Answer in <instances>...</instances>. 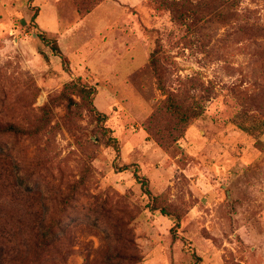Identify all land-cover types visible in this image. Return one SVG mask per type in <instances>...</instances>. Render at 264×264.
I'll return each mask as SVG.
<instances>
[{"label": "rangeland", "instance_id": "1", "mask_svg": "<svg viewBox=\"0 0 264 264\" xmlns=\"http://www.w3.org/2000/svg\"><path fill=\"white\" fill-rule=\"evenodd\" d=\"M168 1L0 0V123L32 124L78 77L118 145L77 96L38 135H0V195L23 199L0 200L53 225L63 264H264V132L243 129L264 119V0ZM168 96L197 116L183 127Z\"/></svg>", "mask_w": 264, "mask_h": 264}, {"label": "trees", "instance_id": "2", "mask_svg": "<svg viewBox=\"0 0 264 264\" xmlns=\"http://www.w3.org/2000/svg\"><path fill=\"white\" fill-rule=\"evenodd\" d=\"M165 7L176 12L178 5L176 2L168 0H159ZM37 13H34L36 16ZM40 40L46 41L40 37ZM54 54L61 58L63 68L69 72V64L67 58L62 55L55 41L46 42ZM157 51L153 50L148 55V64L156 79L158 89H162L161 75L158 66ZM96 90L93 86L83 83L80 78L75 77L63 84L61 91L50 98L46 104L40 108V114L37 119L30 125H22L13 122L0 123V135L35 136L44 130L50 123L52 118V108L56 103H64L69 109L76 103L73 96H77L85 105L86 110L93 120L100 126V133L104 137L103 143L113 149H117L116 138L108 134L109 128L104 127L107 116L100 112L94 106V97ZM165 107L174 115L175 119L184 127L187 121L197 116L195 108H182L175 102L173 96H168L165 101ZM246 126H243L246 132H256L260 134L264 132V119L255 120L248 118L245 120ZM130 165H124L123 169L129 168ZM90 173L89 164L83 165L79 171V178L75 180L68 189V193L64 197V202L71 199L75 193L84 185ZM133 177L140 183V189L148 198V203L152 211H157L162 216H167L173 220V226L170 228L172 239L175 238L176 229L179 227V217L177 214L169 212L165 207L158 206L156 198L151 194L148 187L147 179L133 173ZM1 198L10 202L17 200L20 203L21 196L18 194H4ZM19 197V199H18ZM27 219H26V218ZM33 211L17 207H7L0 200V264H63L66 260L67 251L60 244L59 238H56L53 225L45 224L38 220ZM51 252V253H50Z\"/></svg>", "mask_w": 264, "mask_h": 264}]
</instances>
